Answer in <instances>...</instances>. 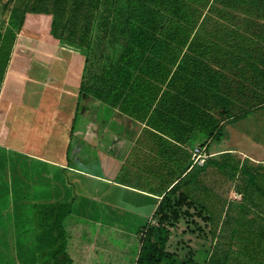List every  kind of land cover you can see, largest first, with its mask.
I'll use <instances>...</instances> for the list:
<instances>
[{
  "label": "trees",
  "instance_id": "16d2710c",
  "mask_svg": "<svg viewBox=\"0 0 264 264\" xmlns=\"http://www.w3.org/2000/svg\"><path fill=\"white\" fill-rule=\"evenodd\" d=\"M36 39L67 62L85 57L66 166L151 194L156 205L131 235L72 217L71 201L37 198L20 230L37 257L20 264H264L262 167L231 152L192 160L226 125L257 116L264 128V0H0V95L17 46L34 50ZM218 173L239 180L242 201L224 222L247 238L203 263L190 251L177 259L167 245L184 205L216 232L212 195L203 198Z\"/></svg>",
  "mask_w": 264,
  "mask_h": 264
},
{
  "label": "rangeland",
  "instance_id": "374dc122",
  "mask_svg": "<svg viewBox=\"0 0 264 264\" xmlns=\"http://www.w3.org/2000/svg\"><path fill=\"white\" fill-rule=\"evenodd\" d=\"M36 40L34 50L17 46L7 76L9 89H5L14 101L0 100V264H20L24 257L36 259V254L21 244L26 238L20 236V230L29 229L31 203L37 198L39 202L71 201L72 217L131 235L149 222L156 205L151 194L66 166L77 98L74 87L80 82L85 57L68 55L67 62L68 53ZM203 152L215 158L231 152L235 162L248 161L264 171V128L257 116L236 121L226 125L220 142H210ZM208 178L215 186L203 200L210 201L212 195L210 205L219 228L212 234L210 223L192 208L185 214L184 205L179 219L170 226L167 245L177 259L190 251L203 263L211 252L219 256L232 247L236 251L242 238H247L236 222H224L228 205L227 213L233 216L238 211L235 205L242 201L239 180H229L221 173Z\"/></svg>",
  "mask_w": 264,
  "mask_h": 264
},
{
  "label": "crops",
  "instance_id": "0c3cea01",
  "mask_svg": "<svg viewBox=\"0 0 264 264\" xmlns=\"http://www.w3.org/2000/svg\"><path fill=\"white\" fill-rule=\"evenodd\" d=\"M68 69H69V67H68ZM66 78H68V77H66ZM76 82H77V81H76ZM77 84H78V83H77ZM77 84H76L75 86H77ZM6 87H8V85H7V82L5 81L4 92L1 93V95H0V100H2V99H6L7 101L13 103V99H11L10 96H8V91H5ZM6 90H7V89H6ZM65 90H66V89L64 88L63 93H62V96H61V100H62V98H63V96H64V92H65ZM74 93L76 94V88H74ZM75 102H76V98L74 99V105H75ZM74 108H75V106H74ZM97 111H98V110H96V111L94 112L93 116L97 117V115H98ZM70 126H71V124H70ZM70 126H69V127H70ZM210 155H211V154H210ZM55 165L58 166V164H55ZM59 166H61L62 168H64L65 165L60 164ZM72 169H73V168H72ZM73 170H75V169H73ZM75 171H76V170H75ZM96 177H97V176H96ZM97 178H100V177H97Z\"/></svg>",
  "mask_w": 264,
  "mask_h": 264
},
{
  "label": "built area",
  "instance_id": "2783aa9c",
  "mask_svg": "<svg viewBox=\"0 0 264 264\" xmlns=\"http://www.w3.org/2000/svg\"><path fill=\"white\" fill-rule=\"evenodd\" d=\"M204 149L196 148L192 155V160L194 164L202 165L207 158L208 154L203 152Z\"/></svg>",
  "mask_w": 264,
  "mask_h": 264
}]
</instances>
